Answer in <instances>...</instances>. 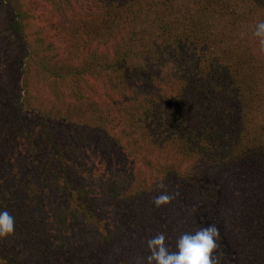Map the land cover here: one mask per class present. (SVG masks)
Masks as SVG:
<instances>
[{
  "label": "trees",
  "instance_id": "trees-1",
  "mask_svg": "<svg viewBox=\"0 0 264 264\" xmlns=\"http://www.w3.org/2000/svg\"><path fill=\"white\" fill-rule=\"evenodd\" d=\"M43 1L72 19L78 10L74 0ZM102 1L86 10L61 53L53 48L47 57L45 47L29 40L17 49L24 90L32 70L65 105L41 103L37 123L28 125L21 116L13 128L32 145L37 178L21 179L19 196L11 197L15 207L0 206L15 217L12 237L46 264H145L147 239L163 232L174 249L182 233L197 229L196 220L183 215L179 194L199 192L215 206L214 195L208 196L213 185L200 179L227 172L235 178L226 188L228 202H222L240 220L233 228L238 240L230 243L231 253L217 252L222 264H264V52L253 35L264 22V0ZM12 11L11 27L23 33L28 13L20 6ZM142 14L149 20L146 35L137 43L131 37L123 41L122 25ZM71 125L99 157L115 220L88 198L94 188L56 136ZM116 126L120 130L112 133ZM153 146V160H169L163 167H155L147 154ZM116 148L121 162L131 163L127 174L112 156ZM153 176L175 197L160 209L152 198L161 189L152 191L145 180ZM41 213L50 227L38 229ZM0 253L2 264H17L1 242Z\"/></svg>",
  "mask_w": 264,
  "mask_h": 264
},
{
  "label": "rangeland",
  "instance_id": "rangeland-1",
  "mask_svg": "<svg viewBox=\"0 0 264 264\" xmlns=\"http://www.w3.org/2000/svg\"><path fill=\"white\" fill-rule=\"evenodd\" d=\"M74 2H76L78 10H76L72 19L70 12L66 10L65 14H63L62 11L54 5L55 3H48L43 0H15L12 4H8L6 0H0V206L2 204L9 205L10 202V205L15 207L14 204L16 202H12L11 197L16 199L19 196L20 191L18 188H20L19 183L22 182L21 179L28 177V175L31 181H35L37 178H35L36 167L33 165L35 162L32 158V145L29 143V139H24L13 131V128L16 127L17 122L20 120L18 118L22 116L28 125L37 123V115L35 114H37V106H40L41 103H44L46 107H51L52 105L55 107L56 104H58L59 107H64L65 105L64 102L56 101L51 97V90L46 84L48 80L39 78L32 70L27 77L28 90H24V76L16 69L17 49H23L25 44L24 41L29 40L35 48H37L38 44L41 47H45L42 50L46 51L42 52H44L47 57L51 55L50 52L55 51L53 48L60 50L59 53H61L64 49L63 46L65 41L70 37L73 30L77 28L76 26L78 24L84 22L86 10L92 5L101 6V3L103 4L102 0H74ZM182 2L183 0H179V3ZM71 3H73V1ZM19 6L22 11L28 13L27 21L30 23L24 26L23 33H19L16 28L11 27V20L9 19L11 13L13 14L12 10ZM148 23L149 20L144 17L143 14L131 23H124L121 33L123 41L127 40V42H130L129 38L131 37L134 43H137L138 37L142 39V35H146V33H143V30L147 28L150 29ZM80 29H82V27ZM152 31L153 37L156 36L157 32L154 27ZM84 78L90 80L93 84H96V81L99 82L100 80L95 79L94 76H90L89 74L84 76ZM104 82L105 79L103 78V83ZM21 103H23V105ZM22 122L19 124H22ZM120 128L121 127L116 126L112 128L111 132L115 133L119 131ZM56 136L64 141L67 148L69 147L66 155L72 159V162L77 163L75 168L80 169L82 173L84 172L89 179L90 187L94 188L91 192L92 195L88 198L94 199L96 202L94 206L102 211L101 213L103 216L105 215L115 220L113 218V209L108 207L109 198L104 193L107 182L100 168L99 157L90 153L92 146L87 144L86 137L83 136L81 138L79 129L72 125L66 129L64 133L58 132ZM126 142L128 141L126 140ZM154 148L153 146V150H149L148 153L146 151V153L150 155L149 158L153 161L155 167H163L165 161L169 160L165 159V156L162 155H159L162 157L160 160H153V158H155L154 156H157V150ZM117 151H119L118 148L112 152V156L116 157V165L120 164V169L127 174L130 171L131 163H125L124 159L123 162H121L122 158ZM147 154L144 152V155ZM139 164L140 172L145 175L143 163L140 162ZM201 169L205 171L206 168L202 167ZM93 171H96L98 174L97 184H95ZM77 175L80 176L79 174ZM231 175V173L227 172H223L221 175L213 173L210 176L205 175L200 179L202 181L201 184L213 185L214 188L209 190L211 192L208 193V196L212 197L214 195L212 199L214 201L216 200L218 203L215 206L209 205L207 201L210 200V198L206 200V196L199 192H192L189 194L182 191L179 194L183 197L181 199L184 203L182 212L185 214L183 215H187V218H194V220H196L195 225L197 229L210 223L216 224L220 229L218 249L230 253L232 250L230 243H236L238 240L235 238V235H233V228L240 221L237 217L225 211L224 202H222L224 199L227 201L226 197L229 196L226 188L229 187L228 183L232 182L235 178V176L233 177ZM142 177L144 176H140L141 179H143ZM159 177L160 176H153L149 177L150 179L145 177V180L150 183L152 191L158 190L159 183H156V180ZM81 178L84 179L83 176ZM37 183L39 184L38 187L42 188V182ZM162 183H164V181ZM23 199H27L26 196L23 197ZM211 204L213 205V202H211ZM201 209L202 211H200ZM0 210L3 209L0 207ZM45 214L46 213H41L38 215L39 219L42 221L38 229L48 228L51 225ZM92 227H94V225H92ZM86 228L88 232L91 231L90 226ZM0 242L4 244L8 253L16 256V259H18L17 264H46L48 261L39 255H37V258H33L32 254L27 252L24 241H21L17 237L9 236L0 240ZM1 254L2 253H0V255ZM36 260L37 263H35ZM49 260L51 259L49 258ZM0 264H2L1 261Z\"/></svg>",
  "mask_w": 264,
  "mask_h": 264
},
{
  "label": "clouds",
  "instance_id": "clouds-1",
  "mask_svg": "<svg viewBox=\"0 0 264 264\" xmlns=\"http://www.w3.org/2000/svg\"><path fill=\"white\" fill-rule=\"evenodd\" d=\"M253 35L258 38L260 50L264 52V22L255 25ZM160 193L152 198V204L160 209L175 198L163 183L158 185ZM15 217L8 210H0V240L14 235ZM220 229L210 223L192 232L182 233L172 249L166 244L165 233L161 232L146 241L148 255L145 264H222L219 248Z\"/></svg>",
  "mask_w": 264,
  "mask_h": 264
}]
</instances>
